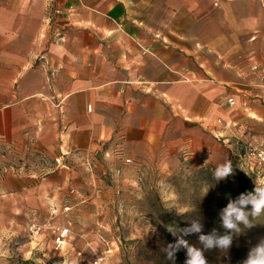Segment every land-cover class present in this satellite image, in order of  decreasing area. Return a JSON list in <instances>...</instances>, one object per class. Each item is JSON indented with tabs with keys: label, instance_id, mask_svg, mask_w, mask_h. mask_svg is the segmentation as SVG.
<instances>
[{
	"label": "crops",
	"instance_id": "1",
	"mask_svg": "<svg viewBox=\"0 0 264 264\" xmlns=\"http://www.w3.org/2000/svg\"><path fill=\"white\" fill-rule=\"evenodd\" d=\"M241 142L264 143V0H0V146L26 164L3 168L0 264L106 168L215 170Z\"/></svg>",
	"mask_w": 264,
	"mask_h": 264
},
{
	"label": "rangeland",
	"instance_id": "2",
	"mask_svg": "<svg viewBox=\"0 0 264 264\" xmlns=\"http://www.w3.org/2000/svg\"><path fill=\"white\" fill-rule=\"evenodd\" d=\"M14 150L0 146V191L14 189L18 181L4 178L3 168L26 165ZM237 159L229 153L232 166H238ZM39 161L44 167L50 166L51 161L45 157ZM116 169L117 166L106 168L102 176L90 182L83 180L78 193L68 194L67 189L61 195L60 202L67 199L72 206L69 212L54 218L61 223L67 219L71 222V239L64 254L67 262L74 258L75 248L89 241L87 261L95 254H105V264H186V248L176 251L174 260H169L164 251L169 244L183 239L201 251L206 264H243L249 251L264 240V213L258 217L250 215L252 226L240 224L238 232L223 226V210L239 200L234 172L218 181L210 164L182 160L163 166L155 158L146 162L130 159L122 163L119 173ZM246 210L250 212L251 206ZM41 217H49L48 206ZM194 223L200 225V231L185 234L184 230L191 229ZM169 226L175 229V236L167 231ZM48 233L44 229L32 236L29 226L13 231L7 264H34L37 259H43L45 264H64L62 253L52 250ZM202 235H230L232 244L227 250L206 248L199 239ZM25 242L27 253L19 258V243Z\"/></svg>",
	"mask_w": 264,
	"mask_h": 264
},
{
	"label": "clouds",
	"instance_id": "3",
	"mask_svg": "<svg viewBox=\"0 0 264 264\" xmlns=\"http://www.w3.org/2000/svg\"><path fill=\"white\" fill-rule=\"evenodd\" d=\"M232 174L233 167L231 162L228 161L218 165L214 170V178L218 181L224 180ZM261 183L264 184V181H261ZM248 205H251L250 212L246 210ZM262 213H264V187H257L255 189V194L249 193L248 195H241L239 200L230 202L227 205L222 212L223 226L229 231L238 232L240 230V224H243L246 227L252 226L249 222L250 215L258 217ZM167 231L173 236L176 235V231L172 226H169ZM189 231L199 232L200 225L194 223L191 229L184 230L185 234ZM199 239L202 243H204L206 248L218 247L222 250H227L232 244V237L230 235H224L219 238L202 235ZM181 247L187 249L189 259L186 261V264H206V260L201 251L194 247H190L187 241L183 239H179L175 244H169L167 248L164 249L167 253V258L169 260H174L175 252ZM28 259H32V256L28 257ZM34 264H45V261L43 259H37ZM64 264H68V262L64 261ZM73 264H76V262H73ZM243 264H264V240H262L257 247L249 251L248 258L243 262Z\"/></svg>",
	"mask_w": 264,
	"mask_h": 264
},
{
	"label": "built area",
	"instance_id": "4",
	"mask_svg": "<svg viewBox=\"0 0 264 264\" xmlns=\"http://www.w3.org/2000/svg\"><path fill=\"white\" fill-rule=\"evenodd\" d=\"M228 103L233 104L232 98H228ZM218 122H221L219 119ZM229 123L225 122L224 126H228ZM243 145L240 147V152L236 153V157L241 161L247 163L246 167H240L246 174L250 175L257 186L264 187L261 181H264V143L261 144H251L247 142H241ZM241 158V159H240ZM130 158H126L125 162H129ZM116 173L120 172V169L115 170ZM76 190L70 188L68 194H74ZM71 204L65 199L62 202L51 201L48 205L49 217L41 222L31 221L29 223V230L31 235L34 236L39 234L44 229H48L50 233V244L54 252L62 253L63 263L66 261L64 254L67 251V244L71 239V222L67 219L66 223H61L54 219L56 216L62 213H67L71 209ZM91 249V244L89 241H85L83 245L78 246L74 249V258L68 261V264H87L88 251ZM106 255L105 254H95L88 260V264H105Z\"/></svg>",
	"mask_w": 264,
	"mask_h": 264
},
{
	"label": "trees",
	"instance_id": "5",
	"mask_svg": "<svg viewBox=\"0 0 264 264\" xmlns=\"http://www.w3.org/2000/svg\"><path fill=\"white\" fill-rule=\"evenodd\" d=\"M232 167L236 178L239 198L241 197V195H248L249 193L255 194L257 185L255 184L253 178L250 175L246 174L242 169H240L239 166ZM250 206L251 205H248L247 207Z\"/></svg>",
	"mask_w": 264,
	"mask_h": 264
}]
</instances>
